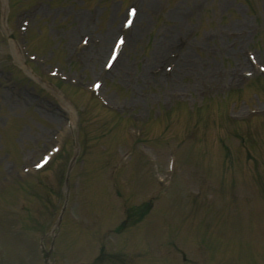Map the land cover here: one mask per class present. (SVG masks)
Instances as JSON below:
<instances>
[{
	"label": "rangeland",
	"instance_id": "obj_1",
	"mask_svg": "<svg viewBox=\"0 0 264 264\" xmlns=\"http://www.w3.org/2000/svg\"><path fill=\"white\" fill-rule=\"evenodd\" d=\"M247 3L0 0L3 264H43L36 251L44 233L47 247L56 238L55 264H74L88 247L99 253L98 243L89 242L91 232L112 233L125 209L135 223L129 219L119 235L106 236L112 238L104 264H162L154 262L156 256L163 264L186 259L185 264H198L197 259L205 264L209 257L210 264H264V86L259 85L264 80L259 68L264 65V0ZM129 6L139 12L135 32L126 37L113 72L100 77ZM21 19L27 31L21 30ZM86 36L91 40L85 48ZM23 43L35 60L23 55ZM53 69L67 80L52 77ZM254 77L259 79L253 83ZM96 79L104 83L98 97L90 90ZM242 88L235 100L222 101L229 90ZM226 116L244 120L232 131L235 126L224 122ZM226 130L229 136L218 134ZM57 141L64 143L60 157L36 174L34 164ZM77 151L68 213L56 231L68 192V164ZM174 152L179 154L175 172L182 175L164 197L156 180L167 176ZM235 159L247 162L242 167L232 163ZM183 187L201 194L192 202ZM116 194L127 198L124 205L114 203ZM176 199L179 205L171 206ZM138 208L147 211L142 221ZM184 216L183 225L173 220ZM203 222L212 224L203 226L209 231L199 229ZM17 228L25 229L21 237L13 232ZM148 232L163 237L146 246Z\"/></svg>",
	"mask_w": 264,
	"mask_h": 264
},
{
	"label": "bare ground",
	"instance_id": "obj_2",
	"mask_svg": "<svg viewBox=\"0 0 264 264\" xmlns=\"http://www.w3.org/2000/svg\"><path fill=\"white\" fill-rule=\"evenodd\" d=\"M135 32V31H134ZM163 46L161 47V49L163 50V49H165L166 48V45L165 44H162ZM168 47V46H167ZM104 51L102 50V53H103ZM118 60H119V58H118ZM118 62V61H117ZM111 71V70H110ZM100 74L101 75H105L106 73L104 72V71H101L100 72Z\"/></svg>",
	"mask_w": 264,
	"mask_h": 264
}]
</instances>
